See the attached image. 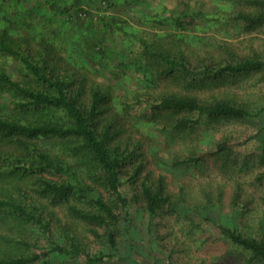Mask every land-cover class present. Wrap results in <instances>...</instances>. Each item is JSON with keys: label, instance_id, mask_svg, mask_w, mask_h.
I'll use <instances>...</instances> for the list:
<instances>
[{"label": "trees", "instance_id": "1", "mask_svg": "<svg viewBox=\"0 0 264 264\" xmlns=\"http://www.w3.org/2000/svg\"><path fill=\"white\" fill-rule=\"evenodd\" d=\"M232 1L236 6L230 17L241 29L250 32L264 26V0ZM52 10L53 16L48 17L58 16L63 23H72L79 12L85 13L72 2H64L63 7L55 4ZM142 45L144 68L152 80H170L187 91L264 73V57L259 55L230 54L218 64L203 59L192 66L181 54L154 49L145 41ZM0 56L13 62V74L0 66V264H47L52 254L61 260L82 259L75 264L133 261L121 254L119 244L122 224L131 222L132 200L122 191L123 174L130 171V181H139L133 200L141 203V212L152 223L178 213L185 201L175 200L168 192L164 175L157 180L139 178L145 167L143 159L137 162L140 154L122 149L112 121L104 122L111 93L100 84L89 83L78 66L58 56L49 39L13 33L10 24L0 26ZM188 93H166L152 100L147 104L150 121L179 137L190 135L202 124L256 116L244 104ZM248 141L239 144L223 139L212 150L190 151L184 160L174 159L171 166L227 161L236 146ZM254 179L256 184L263 181L264 171ZM240 192L232 201L236 211ZM213 206L209 200L201 208ZM201 217L190 216L194 223L210 224L222 242L216 248L219 254L213 252L215 264H264V218L252 226H237ZM80 225L88 232L85 238L77 230ZM29 226L47 235V247L26 238Z\"/></svg>", "mask_w": 264, "mask_h": 264}, {"label": "rangeland", "instance_id": "2", "mask_svg": "<svg viewBox=\"0 0 264 264\" xmlns=\"http://www.w3.org/2000/svg\"><path fill=\"white\" fill-rule=\"evenodd\" d=\"M64 2H72L75 9L85 13L79 12L72 23H63L58 16L48 17L53 16V5L63 7ZM235 6L232 0H0V26L10 24L13 33L49 39L58 56L78 66L89 83L109 90L112 99L104 122L112 121L122 149L140 154L137 162L143 161L145 167L139 178L157 180L164 175L168 192L175 200L187 202L178 213L152 223L141 212V203L133 200L139 181H130V171L123 174L122 191L132 200L131 222L122 224L119 244L121 254L131 256L133 261L113 264H215L213 252L219 254L216 248L222 242L210 224L198 223V219L194 223L190 216H206L216 223L237 226H252L264 218V180L254 182L264 171V73L187 91L170 80H152L142 57L143 41L154 49L183 55L192 66L203 59L218 64L230 54L264 57V26L250 32L241 29L230 17ZM0 66L13 74V62L8 57L0 56ZM166 93L234 101L248 106L256 116L202 124L190 135L176 137L149 119L147 104ZM123 102L128 104L127 110ZM227 138L239 144L247 138L249 141L236 146L227 161L171 166L174 159L184 160L190 151L212 150ZM238 190L236 211L232 201ZM209 200L214 206L202 209ZM58 214L63 215L60 210ZM66 222L72 226L71 221ZM82 227L77 230L85 238L88 232ZM27 232L26 238L41 248L50 243L37 227L29 226ZM46 260L47 264L83 262L61 260L56 254Z\"/></svg>", "mask_w": 264, "mask_h": 264}]
</instances>
